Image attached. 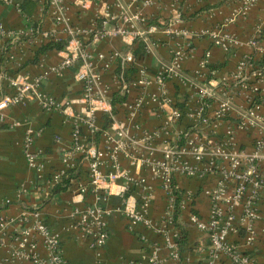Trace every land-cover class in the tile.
Segmentation results:
<instances>
[{"label":"crops","instance_id":"obj_1","mask_svg":"<svg viewBox=\"0 0 264 264\" xmlns=\"http://www.w3.org/2000/svg\"><path fill=\"white\" fill-rule=\"evenodd\" d=\"M77 1L65 0V20L56 23L43 0H0V69L5 77L0 79V95L13 92L7 84L9 78L39 77V89L60 99L62 105L67 102L68 111L76 113L83 108L78 100L81 84L76 79L79 62L65 68L61 73L50 70L59 64L64 55L61 50L56 49L40 52L37 59L33 60L37 49L50 39H45L40 34L22 37L15 42L10 41L11 48L4 53L5 45L10 40L9 33L21 34L36 24L40 31H46L53 40L67 41L66 30H78L84 44L94 54L93 67L102 74L101 86L106 89V97L109 100L120 87L115 74L121 62L113 53L123 54L133 50L140 39L107 37L93 44L87 35L88 31L99 24L98 20L107 16L111 19L107 20L105 27L111 28L122 11H139L147 20L146 23L137 22L133 27L136 31H146L147 26L156 21L161 24L156 32H145V36L141 38L144 41V55L135 58L133 54L134 61L129 67L132 69L128 68L126 71L133 74L134 78H139L137 73L143 71L145 77L150 80L145 86L144 105L134 119V123L139 126L136 131L138 135L144 130L157 129L162 123L163 108L149 100L151 94L165 92L167 97L180 107L186 103L190 106L198 105L192 87L194 82L203 86L208 80L231 81L242 57L254 53L255 59H259L264 54V0H254L245 11L242 10L241 0H136L129 7L130 0H90L87 7H82ZM170 23H173L177 33L165 32V25L167 27ZM218 25L223 26L222 34L226 35L229 45L227 50L213 44L207 34L208 30ZM181 30H187L190 35H181ZM251 37L257 38L259 51L247 44ZM186 43L189 44V50L180 60L179 76L158 84L156 76L159 70L169 65L174 52ZM10 53L12 57L9 58ZM97 53H101L103 59L96 58ZM105 63H108L107 67H104ZM197 75L198 79H194ZM141 90L140 85L129 88L125 101L113 106L115 118L125 119L124 103L134 99ZM231 105L227 118L213 119L208 125H201L200 128L205 132L223 135L226 129L236 122L238 112L248 106L246 96L243 93L236 94ZM213 108L204 106L203 113H208ZM257 113L264 119V92ZM4 116V126L0 127V223L5 224L0 229V264H34L32 260L15 254L19 249L18 236L24 226L20 219L23 213L33 210L40 214L49 230L57 237L62 255L68 264H149L150 259H154L157 264H223L220 260L211 259L207 235L188 221L191 213L200 218L207 217L211 203L210 193L220 176L217 167L207 171L198 165L200 168L194 176L177 174L174 177L182 192V203L177 217L179 228L175 225L173 227L178 233V238L180 229L187 232V241L179 252V260L174 261L170 256L171 250L166 246L159 231L167 207L166 196L160 188L159 179L150 167L135 166L119 155L118 161L127 175L110 185L108 201L102 198L97 201L90 193L83 197L79 195L76 184L79 177L73 179L65 190L52 194L54 184L50 176L54 170L62 168L61 154L71 143L72 119L65 111L43 109L30 96H26L24 102L6 109ZM14 120L20 121V124L9 125ZM101 122L102 119L98 117L99 125ZM127 123L130 127L134 124ZM26 128L36 133L28 149L35 158L33 167L28 164L25 155ZM176 128L181 132L195 127L184 117ZM81 132L82 137L88 135L84 126ZM257 135L256 129L235 128L233 138L240 148L250 153L252 142ZM94 145L99 151H104L103 135L95 140ZM186 159L190 164L195 162L190 156ZM107 166L108 163L104 162L100 170L105 172ZM258 166L262 187L255 202L256 240L243 249L254 258L256 264H264V158ZM87 170L88 161L82 160L80 176L84 182H87ZM142 179L144 182L140 183ZM144 192L151 194L147 215L154 226L143 223L130 224L121 211L124 197L138 201L140 194ZM96 204L109 211L104 217L108 236L100 248L92 247V238L79 233L76 228L75 213ZM220 206L223 210L227 208L224 200H221ZM234 214L238 231L231 233L228 238L234 243L242 244V235L239 233H244V223L241 220L240 207ZM25 248L31 249L28 245ZM33 252L42 258L47 256L39 238Z\"/></svg>","mask_w":264,"mask_h":264},{"label":"built area","instance_id":"obj_2","mask_svg":"<svg viewBox=\"0 0 264 264\" xmlns=\"http://www.w3.org/2000/svg\"><path fill=\"white\" fill-rule=\"evenodd\" d=\"M47 1L48 10L56 23H62L65 20L66 3L65 0H43ZM136 0H130L128 7ZM243 11L254 0H241ZM79 5L87 7L90 0H78ZM111 17H103L98 20V25L88 31V37L91 43L96 44L107 37H131L143 38L145 32L154 33L160 27L149 24L146 31H136L133 29L137 22H145L139 11H122L116 19L114 26L106 28L105 24ZM45 39H51L46 31L35 30ZM34 27L21 34L9 33L11 41L20 40L22 37H29L35 32ZM223 26L218 25L208 30V36L213 44L228 49V40L226 35L222 34ZM165 32L177 33L173 28V23L165 25ZM181 35L187 36L190 33L187 30L179 31ZM67 43L62 49L63 58L56 67L50 70L61 73L65 68L79 62V70L76 79L81 84V94L79 102L83 108L80 112H70L69 105L65 102L62 105L60 99L43 92L39 89L40 78L25 79L22 77L9 78L8 87L13 92L0 95V123L4 122V111L9 107L24 102L26 96L36 100L43 109L47 111L61 110L67 113L72 119L71 143L69 148L61 154L62 168L54 170L51 173L50 180L53 184L59 183L67 170L74 168L80 157L88 161L87 182L83 181L82 176L77 180V191L82 197L87 194H93L98 201L102 198L108 201L110 185L115 181L124 178L127 173L118 161V156L129 160L135 166L150 167L160 181V188L166 196L167 207L161 221L160 233L164 242L170 248V256L174 261L179 260L177 247L178 233L173 227V215L175 211V196L173 194L172 182L175 175L184 174L194 176L201 165L204 170H210L212 167L220 173L215 188L210 193V207L206 218H200L195 213H191L188 221L198 230L205 233L210 243L211 259L222 261L223 264H256L254 258L243 247L252 245L256 240V230L254 220L257 217L255 202L258 192L262 187V178L259 170V162L264 158V119L258 116V110L261 105L254 102V98L261 97L264 92V68L259 67L253 62H249L250 55L244 56L237 64L236 74L231 81L208 80L206 85L200 86L194 82L192 86L196 94L198 105L190 106L185 104L179 106L175 101L167 97L165 92L149 96V100L156 102L162 107V123L154 130H144L140 135L136 133L139 126L134 123V119L141 107L144 105V93L146 85L150 83L143 71H139L138 77H132L133 74L125 73L134 61L131 51L123 54L113 53L114 57L119 58L121 71L115 74V79L120 83L118 92L127 95L129 88L137 85L141 86L140 93L131 101L124 103L125 119L119 120L112 113L111 100L106 97V89L101 86L102 74L94 70V54L84 44L83 38L79 35L77 29L68 28L66 30ZM225 36V37H224ZM255 50L257 48V38L251 37L247 43ZM183 48V49H182ZM177 49L172 56L169 65L162 67L156 81L158 84L164 83L169 78L179 76L180 60L185 57L189 50V44ZM12 54H9V58ZM96 58L103 59L101 53H97ZM255 60V57H253ZM105 63L104 67H107ZM47 74V73H44ZM5 78L0 69V79ZM194 79H198V75ZM244 94L248 106L236 115V122L228 127L223 135L219 136L212 132L203 131L200 126L208 125L213 119L227 118L231 112V102L236 94ZM204 106L214 108L203 113ZM109 114L112 120L111 125L106 129H101L98 123L99 114ZM188 118L195 128L191 130L179 131L176 126L182 118ZM134 123L130 125L127 123ZM20 121L14 120L9 125L17 126ZM86 127L88 135L81 132L82 127ZM256 129L258 135L252 142L250 153L239 147L233 138L234 129ZM99 133L103 135L104 151L95 148V137ZM35 131L26 128L24 136V147L27 162L30 166L34 165V155L28 149L32 144ZM158 155V156H156ZM194 159V163H188L186 157ZM103 157H106L103 159ZM108 163L105 172L100 170L102 164ZM142 179L140 183H143ZM142 185V184H141ZM144 187V185H142ZM136 201L130 197L123 198L122 214L128 219L130 224L143 223L144 225L154 226L152 220L148 218L147 207L151 201V194L144 192L140 194ZM224 200L227 208L223 210L220 203ZM240 207L242 211L241 220L244 223V235L242 244L234 243L229 240V235L237 232L235 226V210ZM76 228L79 233L88 235L92 238L91 246L94 248L102 247L107 239L104 217L109 214L108 209L102 206H87L82 211L75 213ZM20 222L24 224L18 236V250L16 255L25 259H30L34 264H68L62 255L58 239L49 230L40 214L33 210L23 213ZM5 223H0V229ZM171 228V230H168ZM172 234V235H171ZM39 238L46 251L45 258L40 257L33 252ZM28 245L31 249L25 250ZM224 261V262H223ZM126 264H139L129 262ZM149 264H157L154 259H150Z\"/></svg>","mask_w":264,"mask_h":264},{"label":"trees","instance_id":"obj_3","mask_svg":"<svg viewBox=\"0 0 264 264\" xmlns=\"http://www.w3.org/2000/svg\"><path fill=\"white\" fill-rule=\"evenodd\" d=\"M45 5L47 6V1H45ZM158 21L154 22L153 24L156 25V26H160L161 24L160 23H157ZM163 26V25H162ZM35 30H38V25H34V31ZM36 34V31L34 33H32L31 36L35 35ZM140 39V42H138L136 48H134L132 51V54H134L135 58H141L143 55H144V41ZM10 41L9 40L6 45H5V49H4V53L8 52V50L11 48V45L10 44ZM67 41L65 40H53V39H50L49 41L45 42L44 44H42L36 51V55L35 57L33 58V60H36L37 59V54L40 53V52H44V51H47V50H50V49H56V50H62L65 48V45H66ZM253 57H254V53H251L249 58H248V61L249 62H253L254 64L258 65L259 67H262L264 68V54L259 58V59H255L253 60ZM129 69H132V68H129ZM121 71V67L120 65H118L117 69H116V73L119 74ZM126 73V71H125ZM125 95H122L120 94L118 91L113 93L112 95V98H111V110H112V113L115 114V108H113V106H115L116 103H119L121 104L122 102L125 101ZM261 101V97H255L254 98V102L255 103H259ZM99 117L102 119V122H101V129H106L108 128L111 123H112V120H111V117L109 114H100ZM1 126H4L3 123H0V127ZM99 133L98 132L96 134V137H95V140L99 138ZM82 160L83 158L80 157L78 162H77V165L74 167V168H71L69 170H67V172L65 173L64 177L62 178V180L59 182V183H56L54 184L52 190H51V193L52 194H55V193H58L60 191H63L65 190L68 186L71 185V182L73 179H76L78 177H80L81 173H80V167H81V163H82ZM172 186H173V194L175 196V211H174V215H173V219H172V222H173V225H175L177 228L178 227V222H177V217H178V214H179V211H180V208H181V201H182V192L181 190L178 188V186L176 185L175 183V180L173 179V182H172ZM239 234H241L242 236L244 235V233L242 234V232H240ZM186 241H187V232L186 230L184 229H180V233H179V238L177 239L176 243H177V247H178V252H180V250L183 248V246L186 244Z\"/></svg>","mask_w":264,"mask_h":264}]
</instances>
